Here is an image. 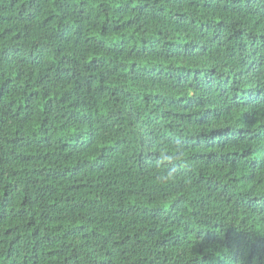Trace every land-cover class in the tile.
I'll use <instances>...</instances> for the list:
<instances>
[{
  "label": "trees",
  "instance_id": "1",
  "mask_svg": "<svg viewBox=\"0 0 264 264\" xmlns=\"http://www.w3.org/2000/svg\"><path fill=\"white\" fill-rule=\"evenodd\" d=\"M0 264H264V0H0Z\"/></svg>",
  "mask_w": 264,
  "mask_h": 264
},
{
  "label": "clouds",
  "instance_id": "2",
  "mask_svg": "<svg viewBox=\"0 0 264 264\" xmlns=\"http://www.w3.org/2000/svg\"><path fill=\"white\" fill-rule=\"evenodd\" d=\"M175 153L165 149L161 145L159 156L154 161V166L158 170L156 180L161 185H168L176 182L177 168L173 165L176 162H183L184 150L182 146H175Z\"/></svg>",
  "mask_w": 264,
  "mask_h": 264
}]
</instances>
